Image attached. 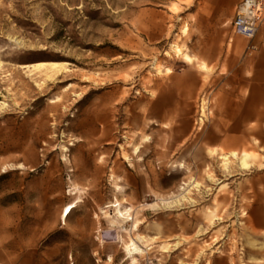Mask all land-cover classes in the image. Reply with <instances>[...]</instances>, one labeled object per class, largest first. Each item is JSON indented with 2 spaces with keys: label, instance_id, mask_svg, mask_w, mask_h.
<instances>
[{
  "label": "rangeland",
  "instance_id": "374dc122",
  "mask_svg": "<svg viewBox=\"0 0 264 264\" xmlns=\"http://www.w3.org/2000/svg\"><path fill=\"white\" fill-rule=\"evenodd\" d=\"M220 2L0 0V264H134L132 242L135 264H264V128L219 142L263 35L249 51ZM40 61L68 65L20 67Z\"/></svg>",
  "mask_w": 264,
  "mask_h": 264
},
{
  "label": "crops",
  "instance_id": "0c3cea01",
  "mask_svg": "<svg viewBox=\"0 0 264 264\" xmlns=\"http://www.w3.org/2000/svg\"><path fill=\"white\" fill-rule=\"evenodd\" d=\"M222 1L223 2H220L218 5V11H232L234 9L235 13L236 6L242 0ZM219 14L220 13H218V15ZM259 34L263 35V37H260L259 40H257V43L264 44V24L260 28ZM198 60L200 66L203 63L207 64L205 61H201L200 59ZM238 69H240L243 74L246 72L249 73L251 75V80L247 85L241 86V91L244 93L242 92L241 96H237V101L234 102L235 108L233 110H228V112H232L234 114V118H230L228 120V124H224V127L241 130L243 134H235L236 136H229L225 139L221 138L219 142L224 148H232L245 144L247 137V133L245 131L251 128L252 124H256V126L261 129L264 128V48H262L261 51L257 53V56L252 63H249V61L246 59L242 60ZM191 76L195 78L193 81L194 83L186 84L183 87H178L177 84L173 86L174 90L179 93L180 98H182L181 96L184 93L187 94L188 91H191L192 94H194V92L199 88L201 83L200 77L194 72L191 73ZM171 90H173L172 87L161 88L158 98H156L153 104H151L152 109L155 111L154 119L161 124H166L169 120H171V118L174 117V114L177 112L179 115L183 114V102H181V100H178V98L175 100V102H170L167 100L165 96L166 91L171 92ZM216 146L217 145H214V147ZM213 150H217L218 152L215 153ZM220 150L221 149H211L210 153L212 155L218 154L221 157L223 155H228L229 157L230 155L237 154V151H232L230 153L221 155Z\"/></svg>",
  "mask_w": 264,
  "mask_h": 264
},
{
  "label": "built area",
  "instance_id": "2783aa9c",
  "mask_svg": "<svg viewBox=\"0 0 264 264\" xmlns=\"http://www.w3.org/2000/svg\"><path fill=\"white\" fill-rule=\"evenodd\" d=\"M264 23V0H242L235 9L231 25L235 34L249 40L248 50L255 52L258 46L254 39Z\"/></svg>",
  "mask_w": 264,
  "mask_h": 264
},
{
  "label": "bare ground",
  "instance_id": "6f19581e",
  "mask_svg": "<svg viewBox=\"0 0 264 264\" xmlns=\"http://www.w3.org/2000/svg\"><path fill=\"white\" fill-rule=\"evenodd\" d=\"M19 45L22 47V43L19 42ZM179 49V48H178ZM179 54H181L180 51H178ZM1 65V64H0ZM68 65V63H59V62H46V61H40V62H35V63H31V64H24L20 65L21 68H29L31 71H38V72H43L46 73V75L48 76V80H54L56 78V73H58L59 75L62 74V68L66 69V66ZM202 69L205 71H209L210 68L208 67L207 64H202L201 65ZM53 82V81H52ZM55 82V81H54ZM42 87V86H41ZM70 88V86H67L65 88V90H68ZM61 98H55V99H51V102L55 103L60 101ZM4 106H6V103H0V109L3 108ZM205 109V107H204ZM205 112V111H204ZM64 151H68V148L65 147ZM135 151L139 152L140 151V147H135ZM215 153L217 152V150H213ZM223 157L225 159H228V155H223ZM64 160H68L67 157H64ZM193 187L199 188L201 185L198 181L194 182L193 181ZM116 214L119 217V219H121V222H126L129 219V216H126V213H124L123 210H116ZM72 212V209L69 207L68 210L66 211V215H70V213ZM219 219V218H218ZM215 220V219H214ZM214 223V222H213ZM200 232V231H199ZM164 249L169 248V246H164ZM144 250L141 249L135 242H132V245L128 246V259H131L132 262L135 264L137 262V256L140 254H143ZM138 264V263H137Z\"/></svg>",
  "mask_w": 264,
  "mask_h": 264
}]
</instances>
